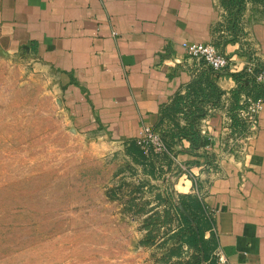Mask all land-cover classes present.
I'll list each match as a JSON object with an SVG mask.
<instances>
[{"label":"crops","instance_id":"obj_1","mask_svg":"<svg viewBox=\"0 0 264 264\" xmlns=\"http://www.w3.org/2000/svg\"><path fill=\"white\" fill-rule=\"evenodd\" d=\"M185 42L214 43L229 67H193ZM0 47L57 73L75 129L121 153L135 182L155 189L142 195L144 206L159 204L160 222L145 221L155 231L140 228L151 210L136 211L135 193L117 205L142 232L137 248L159 246L158 264H214L217 246L229 264H264V104L243 151L224 148L232 108L262 89L246 69L264 63V16L240 23L228 0H0ZM144 126L170 156L143 154Z\"/></svg>","mask_w":264,"mask_h":264},{"label":"rangeland","instance_id":"obj_2","mask_svg":"<svg viewBox=\"0 0 264 264\" xmlns=\"http://www.w3.org/2000/svg\"><path fill=\"white\" fill-rule=\"evenodd\" d=\"M243 5L240 23L264 16V0ZM75 127L59 75L0 47V264H158L160 247L137 248L142 232L117 207L135 193L136 211L151 210L140 228L155 231L145 221L160 222L159 204H142L155 189L135 182L121 153Z\"/></svg>","mask_w":264,"mask_h":264},{"label":"built area","instance_id":"obj_3","mask_svg":"<svg viewBox=\"0 0 264 264\" xmlns=\"http://www.w3.org/2000/svg\"><path fill=\"white\" fill-rule=\"evenodd\" d=\"M182 47L185 59L193 67L219 72L225 70L230 65V59L214 43L185 42L182 44ZM246 74L253 79L255 84L262 87L263 93L257 98L247 95L241 96L238 108L233 112L241 125H235L232 116L228 119L227 139L224 148H226L227 152L233 154L243 151L240 145H243L254 133L257 127L258 114L264 104V63L262 65L250 63L246 69ZM136 143L145 155L153 153L160 157L164 155L170 156L162 134L151 127L144 126L141 136L136 140ZM237 145L239 147H236ZM189 176L192 180H196V175L190 173ZM213 259L214 264H229L221 246H217L214 249Z\"/></svg>","mask_w":264,"mask_h":264},{"label":"trees","instance_id":"obj_4","mask_svg":"<svg viewBox=\"0 0 264 264\" xmlns=\"http://www.w3.org/2000/svg\"><path fill=\"white\" fill-rule=\"evenodd\" d=\"M228 4L235 6L236 15H239L240 11L242 10V8L244 6L243 5V0H228ZM235 25H234V29L236 28ZM256 93L258 95L257 97L261 96L262 93H263V89H261L260 87H257ZM238 95H239V92H237V99H238ZM177 100L178 101H181L180 98L177 99ZM182 102L180 104H182ZM237 108H238V106L237 107L235 106L232 109H235L236 110ZM182 109H183V106H182ZM232 117L234 119V124L235 125H237V126L241 125L240 122L236 119L235 115H233ZM141 154H142V152H141ZM194 220H195L196 224H199V220H197V218L195 216H194ZM202 238H203L202 237V232H201V229H199V240L202 242V248H203V251H204V257L207 258V248H206L205 244L203 243V239ZM192 240L197 241V238H196V234L195 233L193 234V239Z\"/></svg>","mask_w":264,"mask_h":264}]
</instances>
